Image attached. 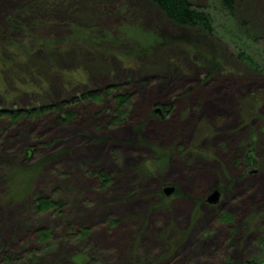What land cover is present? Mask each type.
<instances>
[{"label":"rangeland","instance_id":"rangeland-1","mask_svg":"<svg viewBox=\"0 0 264 264\" xmlns=\"http://www.w3.org/2000/svg\"><path fill=\"white\" fill-rule=\"evenodd\" d=\"M190 1L0 0V264H264V0Z\"/></svg>","mask_w":264,"mask_h":264},{"label":"trees","instance_id":"trees-1","mask_svg":"<svg viewBox=\"0 0 264 264\" xmlns=\"http://www.w3.org/2000/svg\"><path fill=\"white\" fill-rule=\"evenodd\" d=\"M164 15L165 17L175 23L177 26L180 27H191V28H201L208 34H213L214 32V23L209 16V14L205 13L200 8H195L190 0H150ZM236 0H219V5L222 7L223 10H225L229 16H232L233 13V7ZM245 47L244 45H242ZM240 59H243V61H246L247 64H249L251 67H254V64L252 63V60L248 59L245 55H242V53H239ZM264 60V59H262ZM257 69H255L256 71ZM256 72H259L256 71ZM114 88L107 87L104 89H93L89 90L85 93H82L79 97L74 98V102H78L81 100L86 101H102V98L104 95H109V93ZM116 90V89H114ZM115 102V107L113 110V115H115V118L112 119L111 123L116 124L120 121L124 114V107L128 103L130 96L128 94H122V95H114L113 97ZM57 110L60 113H63V108L60 105H50L44 107L43 111H54ZM162 110V109H161ZM39 113L40 111L37 109L36 111ZM10 114L6 113L4 111H0V118ZM31 111H27V113L22 112H15L11 114L10 118L17 119L21 115H31ZM65 117H70V114L63 113ZM246 159V158H245ZM245 163L247 164V167L251 165V162L249 159L245 160ZM104 181H107V178L104 179ZM55 204L50 202L48 199L45 198H39L36 200L34 210L36 213H43L44 211L50 210L52 208H55ZM49 233L48 232H39L37 235L38 240L45 241L48 239ZM133 264V263H129Z\"/></svg>","mask_w":264,"mask_h":264},{"label":"water","instance_id":"water-1","mask_svg":"<svg viewBox=\"0 0 264 264\" xmlns=\"http://www.w3.org/2000/svg\"><path fill=\"white\" fill-rule=\"evenodd\" d=\"M163 193H164L165 196H170V195H172V194L174 193V187H166V188H164ZM218 196H219L218 192H217V191H214V192L211 194V196H209V197L207 198V202H208V203H211V204L216 203V201H217V199H218Z\"/></svg>","mask_w":264,"mask_h":264},{"label":"flooded vegetation","instance_id":"flooded-vegetation-1","mask_svg":"<svg viewBox=\"0 0 264 264\" xmlns=\"http://www.w3.org/2000/svg\"><path fill=\"white\" fill-rule=\"evenodd\" d=\"M1 112L4 111L6 113H8L9 111H6V110H0ZM10 114H12V112H9Z\"/></svg>","mask_w":264,"mask_h":264},{"label":"bare ground","instance_id":"bare-ground-1","mask_svg":"<svg viewBox=\"0 0 264 264\" xmlns=\"http://www.w3.org/2000/svg\"><path fill=\"white\" fill-rule=\"evenodd\" d=\"M22 229V227H20Z\"/></svg>","mask_w":264,"mask_h":264}]
</instances>
